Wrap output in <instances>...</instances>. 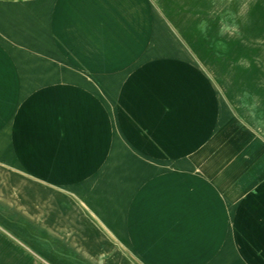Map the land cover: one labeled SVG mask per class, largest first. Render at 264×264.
<instances>
[{
  "label": "crops",
  "instance_id": "obj_1",
  "mask_svg": "<svg viewBox=\"0 0 264 264\" xmlns=\"http://www.w3.org/2000/svg\"><path fill=\"white\" fill-rule=\"evenodd\" d=\"M173 252L264 264V135L148 0H0V263Z\"/></svg>",
  "mask_w": 264,
  "mask_h": 264
},
{
  "label": "rangeland",
  "instance_id": "obj_2",
  "mask_svg": "<svg viewBox=\"0 0 264 264\" xmlns=\"http://www.w3.org/2000/svg\"><path fill=\"white\" fill-rule=\"evenodd\" d=\"M148 1L156 21L170 25L221 101L264 135V0ZM199 257L173 252L171 262L181 258L198 264Z\"/></svg>",
  "mask_w": 264,
  "mask_h": 264
}]
</instances>
